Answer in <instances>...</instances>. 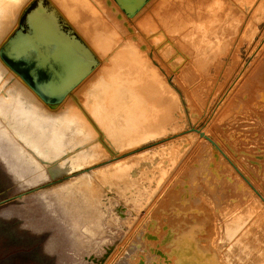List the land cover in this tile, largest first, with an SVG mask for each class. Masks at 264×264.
I'll return each mask as SVG.
<instances>
[{
    "label": "bare ground",
    "instance_id": "bare-ground-1",
    "mask_svg": "<svg viewBox=\"0 0 264 264\" xmlns=\"http://www.w3.org/2000/svg\"><path fill=\"white\" fill-rule=\"evenodd\" d=\"M33 2L22 24V15ZM261 11L264 0H0V156L19 185L1 161L0 167L17 187L27 188L72 175L110 152L119 156L150 137H159L183 121L184 115L168 84H161L158 72L148 71L149 52L161 55L162 65L174 70L189 100H196L200 96L190 84L214 80V69L226 67L224 55L237 59L234 42L258 28L255 18L249 17ZM259 60L260 55L255 67ZM246 73L245 69L239 75L242 80ZM258 94L264 97V84ZM253 95L249 104L254 103ZM206 137L211 138L205 133ZM211 145L213 151L203 168L208 182L213 180L210 176L219 175L221 158L218 144ZM116 162L100 168L102 182L127 184L142 172L140 165L109 171L112 165L119 166ZM140 164L153 165L146 159ZM63 172L69 174L58 176ZM84 173L47 189L42 194L47 205L48 193ZM113 192H108L112 203L106 215L114 203ZM200 192L188 187L181 191L172 181L148 213L140 241L132 242L128 263L258 264L263 260L264 228L258 225L262 218L237 227L241 217L229 213L216 218L209 203L198 196ZM106 215L101 220L103 230ZM223 225L227 231L218 236ZM68 229L77 249L92 252L99 246L98 240L91 244L98 235L81 228L84 244L80 245L69 225ZM217 236L221 244L231 241L226 249L221 247V255ZM256 236L260 242L250 245Z\"/></svg>",
    "mask_w": 264,
    "mask_h": 264
},
{
    "label": "rangeland",
    "instance_id": "rangeland-1",
    "mask_svg": "<svg viewBox=\"0 0 264 264\" xmlns=\"http://www.w3.org/2000/svg\"><path fill=\"white\" fill-rule=\"evenodd\" d=\"M32 5L34 6L35 2L31 3L23 13L22 24H26L27 15ZM252 18H255L259 29H251L252 31L246 37H240L234 42L237 59L235 60L232 55L223 54L225 63H227L226 67L220 66L219 69H217L218 67L214 69V80H195L190 84V89L201 97H196L197 101L189 100L180 82L176 80L174 70L162 65L161 55H155L153 51L149 52L151 65L148 67V71L159 73L161 84L164 86L166 83L168 84L171 93L177 95L178 103L183 108V121L169 127L171 130L168 128L159 137H150L146 139L147 141H142L138 146L136 145L137 147H132L133 149L130 148L129 152L119 156L108 151L107 153L110 152V154L106 158L100 159L98 163L85 166L86 168H81L69 176H61L69 174L63 172L58 175L61 177L45 180L32 187H17L0 167V201H4L0 204V238L7 234L3 229H9L12 232L15 223L18 222L19 231L23 230V233L25 230L27 231L20 236L12 232L14 240L19 238V244H24L25 250H29L28 253L34 252L41 255V264H129L127 256L131 254L132 242L135 244L140 241V234L145 226L144 222L147 220L148 213L172 181L174 185L177 184L180 187L181 191L187 187L196 189L198 192L202 189V193H198V196L209 203L216 218L226 214L229 216V213H232L234 217H241L242 222L237 224V227H240L246 220L262 218L258 225H262L261 227L264 228V97L258 94L264 84L262 82L264 81V11H261L257 17L252 12L249 19L252 20ZM137 30H140L139 26H137ZM255 44L258 47H255ZM260 50L263 54L258 53ZM258 55H260L261 61L259 60L255 67L254 63L258 59ZM232 64L234 65L232 66ZM241 69L243 73L245 69L248 72L244 80L240 78ZM261 83L263 84L260 85ZM195 87H197L196 91ZM250 91L254 94V103L250 102L249 104V95H252L249 93ZM222 119L225 120V123ZM231 122L232 124H230ZM237 124L239 127H235ZM194 129H200L203 132H193ZM205 133L215 141L209 137L204 138ZM219 140L221 144L217 143ZM211 144L218 147L221 158L219 161L216 160L220 164L219 175L210 176L213 180L208 182L206 180L208 176L204 174L203 168H205V159L213 151ZM144 159L152 162L153 165L145 164L143 166L144 164H140ZM139 160L142 161L139 162ZM116 161L120 164L115 168L113 165H117ZM112 162H116V164L111 166V170H109L111 172H119L120 169L124 170L133 165H140L142 172L135 175L137 178L135 176L130 178L127 184L105 180L102 182L99 177V173L102 171L100 168ZM5 163L8 167L6 159ZM95 170H97L96 173ZM150 172H153L152 175ZM81 173L84 174L73 178L63 188H57L48 193L47 205L42 196L47 189ZM204 177L207 178L204 179ZM226 177L229 181L226 180ZM153 184L156 185L151 188ZM203 184H208L211 187L208 188ZM124 189L125 192L128 191L127 194L123 192ZM112 190L114 191L112 193L114 203L106 215L108 207L112 203L108 192H112ZM130 191H132L131 195ZM19 195L22 197L18 198ZM143 198H145L143 204L137 207ZM240 206L243 207L240 208ZM246 206H249L248 209ZM227 208L232 210H227ZM227 211L231 212L227 213ZM105 215L103 221L105 234H103L101 220ZM68 225L75 233L80 245L84 244L83 236L80 233L81 228L91 236L98 235L91 239V244L98 240L97 249L88 252L73 246ZM226 231V226L223 225L218 229V236L225 234ZM262 231L264 234V229ZM26 235L32 239L29 240ZM218 236L216 237V246H219L217 247L220 249L221 255L231 241L226 239L221 244L220 239H217ZM13 237L8 238L13 239ZM258 239L259 236H256L250 245H257L260 242ZM221 247L224 249L221 250ZM223 256L220 257L225 263ZM258 264H264V259H261Z\"/></svg>",
    "mask_w": 264,
    "mask_h": 264
},
{
    "label": "flooded vegetation",
    "instance_id": "flooded-vegetation-1",
    "mask_svg": "<svg viewBox=\"0 0 264 264\" xmlns=\"http://www.w3.org/2000/svg\"><path fill=\"white\" fill-rule=\"evenodd\" d=\"M12 230L18 236L24 235L25 231H27L25 230L24 233L22 232L23 230L19 231L18 222L15 223ZM3 231L7 232V234L0 238V264H41V255L34 252L28 253L29 250H25L24 244H19V238L14 240L13 233L9 229H3ZM26 236L29 240L32 239L30 236ZM8 237H13V239Z\"/></svg>",
    "mask_w": 264,
    "mask_h": 264
},
{
    "label": "crops",
    "instance_id": "crops-1",
    "mask_svg": "<svg viewBox=\"0 0 264 264\" xmlns=\"http://www.w3.org/2000/svg\"><path fill=\"white\" fill-rule=\"evenodd\" d=\"M1 155V154H0ZM0 161H1V163L4 165V168H5V170L8 172V174H9V170H8V167H7V164L5 163V159L2 157V156H0ZM10 175V174H9ZM12 177V176H11ZM13 178V180L19 185V182L14 178V177H12Z\"/></svg>",
    "mask_w": 264,
    "mask_h": 264
},
{
    "label": "water",
    "instance_id": "water-1",
    "mask_svg": "<svg viewBox=\"0 0 264 264\" xmlns=\"http://www.w3.org/2000/svg\"><path fill=\"white\" fill-rule=\"evenodd\" d=\"M21 197H22V195H19V196H18V198H21ZM5 201H6V200H5ZM3 202H4V201H0V204L3 203Z\"/></svg>",
    "mask_w": 264,
    "mask_h": 264
}]
</instances>
